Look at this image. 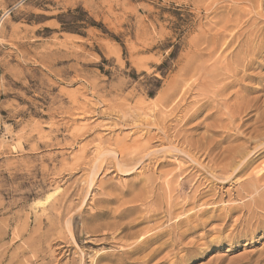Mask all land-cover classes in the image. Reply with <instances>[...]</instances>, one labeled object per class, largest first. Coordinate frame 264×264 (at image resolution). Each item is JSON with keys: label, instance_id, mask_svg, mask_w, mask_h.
Returning <instances> with one entry per match:
<instances>
[{"label": "rangeland", "instance_id": "374dc122", "mask_svg": "<svg viewBox=\"0 0 264 264\" xmlns=\"http://www.w3.org/2000/svg\"><path fill=\"white\" fill-rule=\"evenodd\" d=\"M262 15L264 0H0V264H264V135L241 140L264 133V47L235 100L195 88L227 56L211 47L263 34ZM174 84L193 91L168 100ZM241 98L250 127L232 129ZM210 113L238 137L214 153L249 152L242 173L191 158L189 142L211 147ZM148 228L160 236L127 254Z\"/></svg>", "mask_w": 264, "mask_h": 264}, {"label": "bare ground", "instance_id": "6f19581e", "mask_svg": "<svg viewBox=\"0 0 264 264\" xmlns=\"http://www.w3.org/2000/svg\"><path fill=\"white\" fill-rule=\"evenodd\" d=\"M259 15V14H258ZM263 17H264V15H262ZM259 17V16H258ZM252 19V18H251ZM251 19H250V21H251ZM261 20H263V19H261ZM247 21V20H246ZM253 22H254V20H253ZM264 22V21H263ZM255 23V22H254ZM255 26V25H254ZM252 27H253V25H252ZM258 27H256V29H257ZM252 29V28H251ZM218 32V31H217ZM222 32V31H221ZM224 32V31H223ZM222 32V33H223ZM216 35H217V33H215ZM221 34V33H220ZM233 34V33H232ZM232 34H230V35H232ZM242 34H244V33H242ZM242 34L240 35V36H242ZM224 35H226V34H224ZM244 36V35H243ZM220 37V36H219ZM212 38V37H211ZM226 39H227V37H225ZM234 39H235V37H232L231 39H229L228 41H227V43H225L223 46L221 45L220 46V48H218L217 46H215V45H213L212 47H211V50H210V52H209V54H208V52H207V55L208 56H211L213 53L215 54L217 51H218V49H220L221 51H223V52H227L228 51V53H227V56H225L224 58H223V60L222 61H220V65L217 67V63H215L214 64V69H212L211 71H210V74H209V77L208 78H205L204 79V83L203 84H200L201 86H196L195 88L196 89H198V90H200V88H203V89H205V87H207V86H209V87H211V90L209 91V98L210 99H214L215 97H221V96H223L222 98H223V100H222V104L223 105H226V103H227V101L230 99V98H232V97H236L237 96V94L235 93V95H234V89H232L233 90V94L232 93H229V92H231V91H228L230 88H232L235 84H237V82L239 83V81L240 80H242L243 78H249V79H252L251 78V74H253V73H250V74H248V75H246V72H250V70H255V68H258V62H257V58H258V55L260 54V52H261V50H262V48L264 47V33L262 34V31L261 30H258V31H252V32H250L249 34H245V36H244V38H242L239 42H235L234 41ZM211 40V39H210ZM213 40H214V37H213ZM237 40H238V38H237ZM214 42V41H213ZM216 43V42H215ZM219 44V43H218ZM223 44V43H222ZM211 45H212V43H211ZM219 46V45H218ZM206 51L207 50H209V49H205ZM218 53V52H217ZM213 54V55H214ZM219 54V53H218ZM221 54V53H220ZM219 54V55H220ZM215 55H217V54H215ZM214 55V56H215ZM218 55V56H219ZM203 58V57H202ZM211 58V57H210ZM199 59V58H198ZM204 59V58H203ZM201 60V59H200ZM197 61V60H196ZM258 63V64H257ZM255 67V68H254ZM256 72H259V71H257V69H256ZM256 74V73H255ZM254 74V75H255ZM258 74V73H257ZM240 75H242L241 77H240ZM254 75H253V77H254ZM260 76V75H259ZM181 78H184V77H181ZM186 78H184V80H185ZM258 79H260V78H258ZM182 80V79H181ZM184 80L182 81V83L184 82ZM187 81V80H186ZM243 81V80H242ZM250 81V80H249ZM181 82V81H180ZM241 82V81H240ZM246 82V81H245ZM243 83V82H242ZM262 83V82H261ZM177 84H178V81H177ZM184 84H187V82L185 83L184 82ZM184 84L182 85V87L181 88H179L180 89V93H178V91H176L177 90V86H176V84H174L173 86H172V88L170 89V91L168 92L169 93V97H168V100H175V98L176 97H178V95L180 94V96L179 97H181V102H183L184 100H182V97H184V96H186L188 93H190V91H193V88L191 87V86H189L188 88H185V87H183L184 86ZM188 85V84H187ZM195 85V84H194ZM242 85V84H241ZM175 86H176V88H175ZM242 87V86H241ZM183 88L185 89V90H183ZM239 91V90H238ZM237 91V92H238ZM228 92V93H227ZM223 94H225V95H223ZM240 94V93H239ZM239 94H238V96H239ZM241 94H242V92H241ZM240 94V95H241ZM246 95V94H245ZM244 95V96H245ZM190 96V95H189ZM237 96V97H238ZM185 98V97H184ZM186 98H188V97H186ZM240 98V97H239ZM246 97H244V99H245ZM232 99H234V98H232ZM253 99V98H252ZM259 99V98H258ZM258 99H255V101L256 100H258ZM188 100V99H187ZM191 100V99H190ZM215 100V99H214ZM217 100H218V98H217ZM235 100V99H234ZM234 100H232V102L234 101ZM241 100H243L242 98H241ZM189 101V100H188ZM238 101H239V99H238ZM237 101V102H238ZM244 101V102H243ZM243 101H239V103H237V104H235V105H233V107L231 106L229 109L230 110H227V112H229L228 113V116H227V120L226 121H228V124L227 125H230V126H234V123H236V121L238 120V123H239V121H240V124H237V125H235L232 129H237V128H239V127H242V126H246L247 128L248 127H250L248 124H246L247 122H250L249 120H251V117L249 116L250 114V112H252L253 111V106L255 107V104H252L251 105V102H247L246 100H243ZM246 101V102H245ZM249 101V100H248ZM194 102H195V100H194ZM199 101H197V103H198ZM215 102V101H214ZM229 102H231V100L229 101ZM187 103V102H186ZM193 103V102H192ZM191 103V104H192ZM200 103V102H199ZM202 103V102H201ZM215 103H217V102H215ZM256 103H257V101H256ZM176 104V103H175ZM180 101H179V103L174 107L175 108V110L176 109H181L180 108ZM189 104V103H188ZM190 104V105H191ZM195 105H196V103H194ZM228 104H231L232 105V103H228ZM189 105V106H190ZM193 105V104H192ZM194 105V107H192L191 106V108H193V110L191 111L190 109V111H191V113L189 114L187 111V113H188V115H186L185 116V113H184V123H185V125H186V122L187 121H189L190 119L192 120V118H194V117H196L197 116V114H199L200 112H201V108H202V105L201 106H195ZM183 106H184V103H183ZM187 106V105H186ZM229 106V105H228ZM227 106V107H228ZM182 107V106H181ZM188 107V106H187ZM216 107V106H215ZM214 107V109L216 110V108ZM217 107H218V105H217ZM223 107V106H222ZM231 108H232V110H231ZM173 109V108H172ZM182 109H184V108H182ZM186 109V108H185ZM203 109V108H202ZM209 109V108H208ZM220 109V108H219ZM218 108H217V110H216V113H217V111L219 110ZM212 110V109H211ZM223 110V109H222ZM254 110H256V109H254ZM170 111H173V110H170ZM177 111V110H176ZM176 111H174V113L176 112ZM179 111V110H178ZM182 111V110H181ZM249 111V112H248ZM221 112V111H220ZM256 112V111H255ZM171 113H173V112H171ZM173 113V114H174ZM258 113V112H257ZM260 113H261V111H260ZM162 114V113H161ZM163 114H166V112H164ZM168 114V113H167ZM166 114V115H167ZM179 114V113H178ZM183 114V113H182ZM208 114V113H207ZM243 114H246V115H248L250 118H248L247 120H245V121H243V119L244 118H242L244 115ZM259 114V113H258ZM168 115H170L169 117H172V116H174V115H172L171 116V114H168ZM220 115H221V113H220ZM225 115V114H224ZM243 115V116H242ZM254 115V114H253ZM262 115V114H261ZM178 116V115H177ZM217 116H218V114H217ZM222 116H223V114L220 116V118L219 117H214L213 116V114H209V115H207V117L208 118H211V117H214V119L213 120H211V122H212V124L209 126V131H211V134H212V136H210L209 138V142H210V146L211 147H209V146H206V147H204V146H201V144H202V142L201 143H198V140H196V141H193L194 143H191V142H189L188 143V146L187 147H189V150H192V151H194V156L192 155V159L193 160H197V158H198V156L196 157V155L199 153V154H201V155H203L204 157H206V158H209L210 160H211V158H210V156L212 155V151H213V154H215L214 155V158H213V156H212V160H215V168L216 169H219L221 172H224V173H227L228 174V171H230V172H236V171H239V172H241L242 173V170H243V168L245 167V163H243L242 162V160H245V158L247 157V155L249 154V152L247 151V153H246V150H242L243 152H240L239 150H237L238 148L237 147H235V148H230V147H228V146H226V148H221V150H219L217 153H214V150H217L218 149V147L219 146H221L220 145V143L222 142V141H225V140H229L230 138L232 139V141L234 142V141H237L238 140V137L236 136V133H234V134H230V133H225V132H218L217 130H215V129H219V128H222L223 126H222ZM242 116V117H241ZM223 117H226V116H223ZM245 117V116H244ZM175 118V117H174ZM177 118V117H176ZM179 118V117H178ZM246 118V117H245ZM253 118V117H252ZM259 118V117H258ZM206 119V118H205ZM226 119V118H225ZM261 119H262V121L264 122V114H263V116H261ZM182 120V121H183ZM210 120V119H209ZM254 120V119H253ZM252 120V121H253ZM258 119H256V120H254V121H257ZM206 121H208V120H206ZM226 123V122H225ZM256 123V122H255ZM189 124V123H188ZM224 124V123H223ZM252 124V123H251ZM257 125V124H256ZM158 126V125H157ZM161 126V125H160ZM196 126V125H195ZM205 126H207V125H205ZM229 126V127H230ZM184 127V126H183ZM197 127V126H196ZM198 127H199V124H198ZM227 128V127H226ZM244 128V127H243ZM178 129V128H177ZM241 129V128H240ZM240 129H238V130H240ZM245 129V128H244ZM191 130V129H190ZM208 130V129H207ZM220 130V129H219ZM175 131H176V129H175ZM228 131H229V129H228ZM246 131V130H245ZM178 132L179 131H177V134H178ZM236 132V131H235ZM190 133V132H189ZM188 133V134H189ZM192 133V132H191ZM190 133V134H191ZM194 133V132H193ZM208 133V132H207ZM177 134H175L174 136H177ZM210 134V133H209ZM243 135H244V133H242ZM206 135H208V134H206ZM264 135V133H262L261 132V130L258 128V127H255V128H253V129H251L250 131H248L247 132V134H246V139H241V140H244V143L245 144H249L250 142V140H252V141H254V140H256L258 137L260 138L261 136H263ZM191 136V135H190ZM216 136V137H215ZM183 137V136H182ZM206 136H204V138H205ZM208 137V136H207ZM177 138V137H176ZM193 138V140H194V137H192ZM191 137H190V139H192ZM215 138H218V140L217 139H215ZM196 139V138H195ZM197 139H200V138H197ZM175 140V139H174ZM184 142L183 143H185V140H184V138L182 139ZM181 140V141H182ZM201 140V139H200ZM240 140V141H241ZM261 140H263V139H260V142H261ZM181 141H180V143H181ZM207 141V140H206ZM230 141V140H229ZM229 141H226V143L227 142H229ZM231 141V143H233ZM256 142V141H255ZM254 142V143H255ZM183 143H181V144H183ZM207 143V142H206ZM230 143V144H231ZM237 143V142H236ZM238 144V143H237ZM240 145H241V143H239ZM262 144V143H261ZM203 145V144H202ZM229 145V144H228ZM239 145V146H240ZM254 145V144H253ZM181 146V145H180ZM183 146V145H182ZM181 146V147H182ZM185 146V147H186ZM231 146V145H230ZM235 146V145H234ZM238 146V147H239ZM258 146L259 145H257L256 144V146L255 147H252V150L253 151H256L254 154H253V156H255L256 154H258L259 152H261L262 150H264V147H262V148H260V149H258ZM184 147V146H183ZM231 147H233V146H231ZM239 148H243L242 146L241 147H239ZM184 149H186V148H184ZM183 149V150H184ZM190 152V151H189ZM187 153H188V151H187ZM189 155H191V154H189ZM188 156V155H187ZM190 157V156H189ZM201 157V156H200ZM251 158V157H250ZM200 160H201V158H199ZM198 159V160H199ZM204 159V158H203ZM192 160V161H193ZM197 160V161H198ZM246 161V160H245ZM133 162V161H132ZM136 162V161H135ZM135 162H134V164H135ZM196 162V161H195ZM212 162H214V161H212ZM246 163H247V161H246ZM133 164V165H134ZM198 164V163H197ZM214 164V163H213ZM132 166V165H131ZM130 167V166H129ZM199 172V171H198ZM211 172V171H210ZM213 172V171H212ZM229 172V173H230ZM224 173H223V175H224ZM219 174V173H218ZM222 175V176H223ZM232 175H233V173H232ZM213 176V175H212ZM219 178V177H218ZM252 181V180H251ZM250 181V182H251ZM254 182V181H253ZM258 182H260V180L258 181ZM252 183V182H251ZM256 183V182H255ZM253 185H254V183H253ZM249 186V185H248ZM255 186H253V188H254ZM250 188H252V187H250ZM257 188V187H256ZM247 189V188H246ZM255 189V188H254ZM153 191V190H152ZM248 191V190H247ZM250 191V190H249ZM248 191V192H249ZM83 192V191H82ZM255 192V191H254ZM147 193V192H146ZM154 193V192H153ZM147 195H148V193H147ZM154 195V194H153ZM146 197V196H145ZM150 200H151V198H150ZM149 201V200H148ZM108 202V201H107ZM146 204H147V202H145ZM183 205V204H182ZM149 206H150V204H149ZM148 207V206H147ZM177 207V206H176ZM183 209V208H182ZM140 210V209H139ZM154 210V209H153ZM152 210V211H153ZM163 210V209H162ZM165 211H167V209L165 210ZM164 211V212H165ZM177 212H179V211H177ZM146 213H147V211H146ZM148 213H150V211L148 212ZM153 213V212H152ZM151 213V214H152ZM173 212H171L170 210H168L167 211V213H166V215L167 216H171V214H172ZM180 213V212H179ZM181 213H182V211H181ZM187 213V212H186ZM150 214V215H151ZM179 215V214H178ZM154 216V215H153ZM153 216H149L147 219H151ZM143 218V217H142ZM165 218V217H164ZM154 219V218H153ZM176 219V218H175ZM143 221V220H142ZM141 221V222H142ZM172 221V220H171ZM116 222V221H115ZM186 222V221H185ZM189 222V221H188ZM111 222L109 221V224H110ZM121 223V222H120ZM128 223V222H127ZM127 223H125V224H127ZM183 224V221H179L178 223H177V225H182ZM122 225V224H121ZM155 225V224H154ZM153 225V226H154ZM174 225V224H173ZM172 225V226H173ZM176 225V224H175ZM104 226V225H103ZM102 226V227H103ZM106 226H107V224H106ZM110 226H112V225H110ZM130 226V225H129ZM128 226V227H129ZM114 227V226H113ZM125 227V226H124ZM149 227V226H148ZM161 227V226H160ZM171 227V226H170ZM177 227V226H176ZM108 228V227H107ZM106 228V229H107ZM112 228V227H111ZM144 228V227H143ZM177 229H179V228H177ZM111 230H114V229H111ZM154 229H146V230H136L135 232H133V233H128L127 235H125L124 237H123V239L124 238H132V239H136V241H137V244L135 245H133L132 247L131 246H128V247H130L129 249L127 248L126 250V253L127 254H133V253H135L136 254V252H138L139 253V251H142V250H144V249H147V245L149 244V243H152V242H154V241H156V239L160 236V233H158V232H152ZM167 230V229H166ZM107 231V230H106ZM117 232V231H116ZM123 232V231H122ZM160 232V231H159ZM166 232V231H165ZM168 232H169V230H168ZM184 233V232H183ZM123 234V233H122ZM171 235V234H170ZM173 235V234H172ZM178 235H180V234H178ZM184 235V234H183ZM182 236V235H181ZM179 237V236H178ZM177 237V238H178ZM160 239V238H159ZM173 239V238H172ZM178 239H181V238H178ZM129 240V239H128ZM169 240V239H168ZM168 240H166L167 242H168ZM177 241V240H176ZM106 242V241H105ZM174 242V241H173ZM160 243V242H159ZM123 244V243H122ZM168 245H171V246H174L173 244H171V243H166V242H162L161 244H159L157 247L155 246L154 248H150L151 250L147 253V255L145 256V254L146 253H144V260H145V262L147 263L151 258H154V256L155 255H157L163 248H165L166 246H168ZM127 246V245H126ZM150 247V246H149ZM125 251V250H124ZM147 251V250H146ZM122 252H123V250H122ZM141 253V252H140ZM122 255V254H121ZM124 255V254H123ZM125 257H126V254H125ZM124 258V257H123ZM140 260H142V259H140ZM143 260V261H144ZM138 261V260H137ZM166 262V261H165ZM164 262V263H165ZM141 263H143V262H141ZM119 264V263H118ZM170 264H172V263H170Z\"/></svg>", "mask_w": 264, "mask_h": 264}]
</instances>
